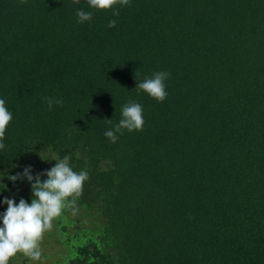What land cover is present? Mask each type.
Returning a JSON list of instances; mask_svg holds the SVG:
<instances>
[{
    "label": "trees",
    "instance_id": "trees-1",
    "mask_svg": "<svg viewBox=\"0 0 264 264\" xmlns=\"http://www.w3.org/2000/svg\"><path fill=\"white\" fill-rule=\"evenodd\" d=\"M115 8L0 0V99L12 113L0 199L30 203L27 179L10 177L68 155L89 178L76 214L53 221L65 251L48 264H264V0ZM158 71L170 74L163 102L135 88L136 72ZM45 97L63 103L49 110ZM129 100L143 127L112 143L104 132Z\"/></svg>",
    "mask_w": 264,
    "mask_h": 264
},
{
    "label": "clouds",
    "instance_id": "clouds-1",
    "mask_svg": "<svg viewBox=\"0 0 264 264\" xmlns=\"http://www.w3.org/2000/svg\"><path fill=\"white\" fill-rule=\"evenodd\" d=\"M130 0H87L90 8L96 10L112 9V15L118 16L117 4L127 6ZM79 3V0H74ZM79 23L92 19V12L78 10ZM116 26L115 19L109 20L108 27ZM139 73H135L137 92H143L157 102H163L167 97L165 81L169 77L166 71H158L150 77L139 80ZM49 110L53 104L62 105V100L45 97ZM12 120V113L5 106L4 99H0V150L5 148L2 143L8 124ZM111 123V120H109ZM144 124L142 106L129 100L121 108V119L112 129L104 132L110 142L117 140L116 133L123 129L129 132L141 130ZM55 164L49 170L35 176L31 174V167H25L22 173L11 176L10 179H27L31 187V202L23 198L17 203L14 199L4 198L0 203L6 204V211L0 214V264H9V260L18 253L33 260L40 261L42 257L41 242L44 234L53 227V221L60 217L65 210H71L75 215L78 211L77 199L82 194L84 182L87 181L88 172H76L70 166V156L63 158L54 156ZM46 179L41 180V176Z\"/></svg>",
    "mask_w": 264,
    "mask_h": 264
},
{
    "label": "rangeland",
    "instance_id": "rangeland-1",
    "mask_svg": "<svg viewBox=\"0 0 264 264\" xmlns=\"http://www.w3.org/2000/svg\"><path fill=\"white\" fill-rule=\"evenodd\" d=\"M3 199H0L2 201ZM6 204L0 203V214H2L4 211H6ZM54 230V226L50 231L45 232L43 240L41 242V250H42V257L40 261H33L31 259L30 263L32 264H48L51 262V260H56L60 257V253L65 251V247H63L61 244L56 242L55 237L50 235V232ZM24 256L23 254H20L18 256H15L14 260H10L9 264H23V262L20 260V257Z\"/></svg>",
    "mask_w": 264,
    "mask_h": 264
}]
</instances>
